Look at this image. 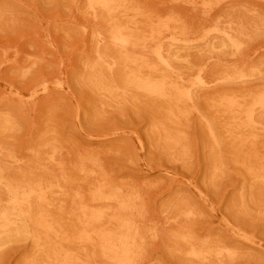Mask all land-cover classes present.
Returning a JSON list of instances; mask_svg holds the SVG:
<instances>
[{"label":"rangeland","instance_id":"obj_1","mask_svg":"<svg viewBox=\"0 0 264 264\" xmlns=\"http://www.w3.org/2000/svg\"><path fill=\"white\" fill-rule=\"evenodd\" d=\"M94 1L0 0V264H264V0Z\"/></svg>","mask_w":264,"mask_h":264},{"label":"bare ground","instance_id":"obj_2","mask_svg":"<svg viewBox=\"0 0 264 264\" xmlns=\"http://www.w3.org/2000/svg\"><path fill=\"white\" fill-rule=\"evenodd\" d=\"M95 1H96V0H95ZM95 1H94V2H95ZM112 1H113V0H112ZM115 1H116V0H115ZM118 1H119V0H118ZM90 2L93 3V1H90ZM105 2H107V0H105ZM109 2H110V1H109ZM120 2H121V1H120ZM110 3L113 5L112 2H110ZM122 3H123V0H122ZM89 4H90V3H89ZM105 4L107 5V4H109V3H105ZM118 4H119V3L116 4V2H115V5H118ZM125 4H128V2L125 3ZM125 4H124V6H126ZM98 5H99V4H98ZM98 5L96 4V7H98ZM103 5H104V4H103ZM103 5H102V7H103ZM112 5H111V7H112ZM94 6H95V5H94ZM107 6H110V5H107ZM113 6H114V5H113ZM118 6H119V5H118ZM92 7H93V6H92ZM96 7H95V8H96ZM100 7H101V6H100ZM100 7H99V8H100ZM121 7H122V5H120V9L122 10L123 7H122V8H121ZM90 8H91V7H90ZM106 8L108 9V7H106ZM114 8H115V7H114ZM114 8H113V9H114ZM131 8H132V7H131ZM131 8H130V9H131ZM92 9H94V7H93ZM104 9H105V8H104ZM104 9H103V10H104ZM113 9H112V10H113ZM123 9H124V8H123ZM95 10H96V9H95ZM95 10H94V11H95ZM98 10H99V9H98ZM100 10H101V8H100ZM100 10H99V11H100ZM117 10H118V9H117ZM125 10H126V8H125ZM127 10H128V8H127ZM131 10H132V9H131ZM131 10H129V13H130ZM105 11H106V10H105ZM109 11H111L110 8H109ZM114 11H115V10H114ZM132 11H133V10H132ZM111 12H112V11H111ZM118 12H119V11H118ZM121 12H123V11H121ZM126 12H127V11H126ZM126 12H125V15H126ZM104 13H105V12H104ZM106 13H107V12H106ZM108 13H109V12H108ZM94 14H95V13H94ZM111 14L113 15V13H111ZM115 14H116V13L114 12V15H115ZM103 15H104V14H103ZM112 15H111V16H110V15H107V17L110 16L111 19H112V18H113ZM116 15H118V13H117ZM122 15H123V14H122ZM129 15H130V14H129ZM104 16H106V15H104ZM126 16H127V15H126ZM102 17H103V16H102ZM114 17H115V16H114ZM116 17H117V16H116ZM128 17H130V16H128ZM103 18H104V17H103ZM118 18H119V17H118ZM118 18H117V19H118ZM124 18H125V17H124ZM105 19H106V18H105ZM105 19H104V21H105ZM115 19H116V18H115ZM125 19H126V18H125ZM112 20H113V19H112ZM112 20H110V21H112ZM127 20H128V19H127ZM107 21H109V18H108ZM107 21H105V22L107 23ZM115 21H116V20H115ZM115 21H114V22H115ZM118 21H119V20H118ZM123 21H124V20H123ZM129 21H130V20H129ZM172 21H173V20H172ZM114 22H113V23H114ZM175 22H176V21H175ZM111 23H112V22H111ZM116 23H117V21H116ZM119 23H120V22H119ZM172 23H174V22H172ZM103 24H104V23H103ZM117 24H118V23H117ZM133 24H134V23H133ZM133 24H132V25H133ZM179 24H180V23H179ZM115 25H116V24H114V26H115ZM161 25H162V24H161ZM166 25H167V24H166ZM180 25H182V24H180ZM109 26H110V24H109ZM111 26H112V24H111ZM158 26L161 27L160 24H159ZM163 26H165V25H163ZM121 27H122V25H121ZM127 27H129V25H128ZM137 27H138V26H137ZM159 27H158V28H159ZM114 28H115V27H114ZM114 28H113L112 30H114ZM116 28H117V26H116ZM123 28H124V27H123ZM132 28H133V27H132ZM132 28H131L130 32H132ZM151 28H152V27H151ZM153 28H154V27H153ZM156 28H157V26H156ZM158 28H157V29H158ZM120 29H122V28H120ZM137 29H138V28H137ZM154 29H155V28H154ZM161 29H162V28H161ZM115 30H117V29H115ZM152 30H153V29H152ZM122 31H123V29H122ZM122 31H121V32H122ZM124 31H127V29H125ZM124 31H123V32H124ZM111 32H113V31H111ZM133 32H134V31H133ZM141 32H142V31H141ZM162 32H163V31H162ZM139 33H140V31H139ZM230 33H231V32H230ZM122 34H123V33H122ZM162 34H163V33H162ZM224 34H225V32H224ZM231 34H232V33H231ZM126 35H127V34H126ZM129 35H130V34H129ZM133 35H135V33H133ZM133 35L131 34V38H130V39H132V36H133ZM225 35H226V34H225ZM111 36H112V35H111ZM121 36H122V35H121ZM123 36H124V34H123ZM148 36H149V35H148ZM153 36H155V35H153ZM159 36H161V35H159ZM226 36H228V35H226ZM226 36H225V37H226ZM229 36H231V35L229 34ZM107 37H108V36H107ZM116 37H117V36H116ZM116 37H115V38H116ZM145 37H146V34H145ZM149 37H150V36H149ZM103 38H104V37H103ZM113 38H114V36L112 37V39H113ZM128 38H129V37H128ZM151 38H152V37H151ZM153 38H154V37H153ZM153 38H152V39H153ZM155 38H157V36H156ZM161 38H162V37H161ZM231 38H232V37H231ZM107 39H108V38H107ZM130 39H127V38H122V39H121V37H120V40L118 39V42H116V43L119 44V45L117 44V45H118L117 47L121 46V47L124 48V49H128L132 44H134V43L131 44V40H130ZM137 39H138V38H137ZM137 39H136V40H137ZM104 40H106V39H104ZM108 40H111V38L109 37ZM114 40H115V39H114ZM133 40H134V39H133ZM148 40H149V39H148ZM157 40H158V38H157ZM228 40L230 41L229 37H228ZM234 40H235V39H234ZM111 41H112V40H111ZM140 41H141V40H140ZM140 41H139L138 44L141 43ZM145 41H147V40H145ZM150 41H151V40H150ZM150 41H149V42H150ZM152 41H153L152 43H154V40H152ZM160 41H161V39L158 41L159 44H160ZM232 41H233V39H232ZM232 41H231V42H232ZM104 42H106V41H104ZM108 42H109V41H108ZM149 42H148V43H149ZM109 43L111 44V42H109ZM135 43H136V42H135ZM142 43H143V42H142ZM142 43H141V44H142ZM146 43H147V42H146ZM146 43H145V44H146ZM148 43H147V44H148ZM104 44H105V43H104ZM112 44H113V42H112ZM233 44H234V43H233ZM233 44H232V45H233ZM235 44H237V43L235 42ZM238 44H239V43H238ZM105 45H106V44H105ZM113 45H114V44H113ZM135 45H137V44H135ZM135 45H134V46H135ZM152 45H153V44H152ZM152 45H150V46H152ZM154 45H155V44H154ZM156 45H158V44H156ZM132 46H133V45H132ZM137 46L140 47V45H137ZM137 46H136V47H137ZM145 46H146V45H145ZM235 46H236V45H235ZM235 46H234V47H235ZM109 47H110V46H109ZM109 47H107V48H109ZM115 47H116V46H115ZM117 47H116V48H117ZM136 47H134L133 49H135ZM157 47H158V46H157ZM224 47H225V45H224ZM236 47H239V45H237ZM236 47H235V49H236ZM119 48H120V47H119ZM119 48H118V49H119ZM141 48H142V46H141ZM146 48H147V47H145V51H146ZM149 48H150V47L148 46V51H149ZM152 48H153V47H152ZM152 48H150V49H152ZM162 48H163V47H162ZM240 48H241V45H240ZM110 49H111V47H110ZM143 49H144V47L142 48V51H143ZM155 49H157V48H155ZM155 49H152V51L155 50ZM224 49H227V47L224 48ZM232 49H234V48H232ZM237 49H238V48H237ZM111 50H113V49H111ZM111 50H109V52H111ZM120 50H121V48H120ZM157 50H158V49H157ZM157 50H155V51L157 52ZM103 51H104V50H103ZM114 51H115V50H114ZM148 51H146V52H148ZM155 51H153V52H155ZM236 51H237V50H236ZM239 51H240V49H239ZM104 52H105V51H104ZM106 52H107V49H106ZM128 52L133 53V52H131L130 50H128ZM153 52H152V53H153ZM158 52H160V51H158ZM220 52H221V51H220ZM119 53H120V52H119ZM134 53H135V52H134ZM160 53H161V52H160ZM103 54H104V53H103ZM122 54H125V53H122ZM135 54H136V53H135ZM135 54H134V55H135ZM134 55H132V57H133ZM99 56H100V55H99ZM111 56H112V54H111ZM136 56H137V55H136ZM136 56H135V57H136ZM150 56H151V55H150ZM121 57H124V56L121 55ZM129 57H130V56H129ZM142 57H143V56H142ZM159 57H160V55H159ZM163 58H164V55H163ZM123 59H124V58H122V60H123ZM158 59H159V58H158ZM160 59H161V58H160ZM173 59H174V58H173ZM106 60H108V59H106ZM162 60H164V59H162ZM123 61H124V60H123ZM143 61H144V60H143ZM147 61H149V60H146V63H147ZM160 61H161V60H160ZM168 61H169V60H168ZM168 61H167V62H168ZM170 61H171V59H170ZM115 62H116V61H115ZM161 62H164V63H165V61H161ZM101 63H102V62H101ZM116 63H117V62H116ZM116 63H115V64H116ZM127 63H128V60H127ZM150 63H151V62H150ZM150 63H149V64H150ZM168 63H169V62H168ZM188 63H189V62H188ZM165 64H166V63H165ZM217 64H218V63H217ZM189 65H190V64H189ZM100 66H101V65H100ZM107 66H108V64H107ZM126 66H128V65L126 64ZM130 66H131V65H130ZM137 66H138V65H137ZM142 66H143V65H142ZM156 66H157V65H156ZM160 66H161V64H160ZM164 66H165V65H164ZM167 66H169V65L167 64L166 67H167ZM170 66H171V64H170ZM204 66H205V65H204ZM102 67H103V66H102ZM115 67H116V66H115ZM124 67H125V65H124ZM133 67H134V65H133ZM161 67H163V66H161ZM205 67H206V66H205ZM110 68H111V67H110ZM168 68H171V67H168ZM168 68H167V69H168ZM130 69H131V68H130ZM139 69H140V68H139ZM157 69L159 70V67H158ZM160 69H161V68H160ZM112 70H113V69H112ZM174 70H175V68H174ZM94 71H95V70H94ZM140 71H141V70H140ZM202 71H203V70L201 69V70H200V73H201ZM204 71H205V69H204ZM204 71H203V72H204ZM206 71H207V69H206ZM111 72H112V71H111ZM133 72H134V71H133ZM177 73H179V72H177ZM91 74H92V73H91ZM100 74H102V73L100 72ZM135 74H136V73H135ZM202 74H203V73H202ZM143 75H144V74H143ZM174 75H175V74H174ZM174 75H173V76H174ZM198 75H199V74H198ZM221 75H222V74H221ZM221 75H220V76H221ZM223 75H224V74H223ZM98 76L100 77V75H98ZM175 76H176V75H175ZM201 76H202V75H201ZM225 76H226V75H225ZM146 78H148V77H146ZM152 78H153V77H152ZM184 78H185V76H184ZM195 78H196V77H195ZM198 78H200V77H198ZM198 78H197V79H198ZM201 78H202V77H201ZM220 78H221V77H220ZM222 78H223V77H222ZM96 80H97V79H96ZM187 80H188V79H187ZM198 80H199V79H198ZM219 80H220V79H218V82H219ZM97 81H98V80H97ZM204 81H206V80H204ZM204 81H203V82H204ZM221 81H222V80H221ZM182 82H183V81H182ZM190 82H191V81H190ZM200 82H201V79H200ZM200 82H199V83H200ZM203 82H201V83H203ZM93 83H94V81H93ZM201 83H200V84H201ZM191 84H192V83H190V85H191ZM194 84H195V83H194ZM198 85H199V84H198ZM206 85H207V84H206ZM195 86L197 87V85H195ZM183 87H185L184 84H183ZM191 87H192V86H191ZM198 87H199V86H198ZM127 88H128V87H127ZM193 88H195V87H193ZM188 89L190 90V88H188ZM188 89H186V90H188ZM182 90H183V89H182ZM184 90H185V89H184ZM99 91H100V90H99ZM145 91H146V90H145ZM147 92H148V91H146V94H147ZM187 93H188V92H187ZM148 94H149V92H148ZM190 94H191V91H190ZM154 95H155V94H154ZM235 95H238V94H235ZM252 95H253V94H252ZM150 96H151V95H150ZM150 96H149V97H150ZM165 96H166V95H165ZM168 96H169V94H168ZM181 96H182V94H181ZM187 96H189V95H187ZM254 96H255V94H254ZM257 96H258V95H257ZM152 97H153V95H152ZM152 97H151V98H152ZM190 97H191V96H190ZM181 98H182V97H181ZM186 98L188 99V97H186ZM242 98H243V96H242ZM153 99H154V98H153ZM162 99H163V98H162ZM191 99H192V98H191ZM177 103H178V102H177ZM179 103H181V102L179 101ZM188 103H189V102H188ZM245 103H246V102H245ZM261 103H262V102H261ZM234 105H235V104H234ZM243 106H244V105H243ZM167 107H168V105H167ZM213 110H215V109H213ZM174 111H175V110H174ZM259 113H260V112H259ZM235 114H236V113H235ZM219 115H220V114H219ZM221 115H222V113H221ZM226 115H227V114H226ZM260 117H261V116H260ZM178 118H179V117H178ZM262 119H263V118H262ZM155 126H156V125H155ZM234 126H235V125H234ZM161 127H162V126H161ZM161 127H160V128H161ZM163 127H164V126H163ZM158 129H159V128H158ZM163 129L165 130V128H163ZM156 130H157V129H156ZM158 131H159V130H158ZM162 131H163V130H162ZM164 134H165V133H164ZM164 136H167V134L164 135ZM6 149H7V148H6ZM40 165H41V164H40ZM39 167H40V166H39ZM41 168H42V167H41ZM59 169H61V168H59ZM1 170H2V169H1ZM63 170H64V169H63ZM63 170H62V171H63ZM3 171H5V170H3ZM9 171H10V169H9ZM12 171H13V170H11V172H12ZM34 171H35V170H34ZM34 171H33V172H34ZM38 171H39V170H38ZM44 171H45V170H44ZM7 172H8V169H7ZM30 172H32V171L30 170ZM39 172H40V171H39ZM39 172H38V173H39ZM13 173H14V171H13ZM15 173H17V172H15ZM59 173H61V171H59ZM3 174H4V173H3ZM6 174H7V173H6ZM8 174H9V172H8ZM20 174H21V173H20ZM34 174H35V173H34ZM49 174H50V173H49ZM52 174H53V173H52ZM52 174H51V175H52ZM4 175H5V174H4ZM4 175H3V176H4ZM26 175H27V174H26ZM26 175H25V177H26ZM1 176H2V175H1ZM6 176H7V175H6ZM31 176L34 177L35 175L32 174ZM36 176H38V175H36ZM62 176H63V178L65 177V172H64V175H62ZM8 177H9V175H8ZM10 177H11V175H10ZM17 177H19V176L17 175ZM20 177H21V176H20ZM25 177H24V178H25ZM1 178H2V177H1ZM50 178H51V176H50ZM69 178H70V177H69ZM12 179H14V178H12ZM15 179H16V178H15ZM31 179H32V178H31ZM66 179H67V176H66ZM3 180H4V177H3ZM33 180H34V178H33ZM12 181H13L14 183L18 182L17 180H12ZM24 181H25V179H24ZM67 181H68V180H67ZM67 181H66V182H67ZM13 182H12V183H13ZM22 182H23V178H22ZM31 182H32V181H31ZM34 182H35V181H34ZM46 182H47V181H46ZM46 182H45V183H46ZM66 182H65V183H66ZM68 182H69V181H68ZM42 183H43V182H42ZM25 184H26V183H25ZM27 184H29V183L27 182ZM3 185H4V183H3ZM31 185H33V184H31ZM46 185H47V184H46ZM66 185H67V184H66ZM14 186H15V185H14ZM19 186H21V185H19ZM22 186H23V185H22ZM17 187H18V186H17ZM35 187H36V186H35ZM43 187H44V186H43ZM252 191H253V190H252ZM31 192H32V191H31ZM35 192H36V191H35ZM49 192H50V191H49ZM51 192H53V191H51ZM102 192H103V191H102ZM32 193H33V192H32ZM104 193H105V192H104ZM33 194H34V193H33ZM40 194H41V193H40ZM40 194H39V195H40ZM99 194H100V193H99ZM101 194H102V193H101ZM37 195H38V194H37ZM42 195H43V194H42ZM47 195H48V193H47ZM8 196H9V194H8ZM8 196H7V198H8ZM96 196H97V195H96ZM103 196H104V195H103ZM110 196L113 197V195H110ZM2 197H3V195H2ZM101 197H102V196H101ZM0 198H1V197H0ZM10 198H12V197H10ZM29 198H30V197H29ZM34 198H35V197L33 196V199H34ZM36 198H37V197H36ZM41 198H42V197H41ZM41 198H39V199H41ZM94 198H96V197H94ZM103 198H104V197H103ZM39 199H38V201H39ZM49 199H50V198H49ZM97 199H98V198H97ZM99 199H100V198H99ZM1 200H2V198H1ZM4 200H5V199H4ZM15 200H17V199H15ZM47 200H48V199H47ZM47 200H46V201H47ZM27 201H30V199L27 200ZM33 201L35 202V200H33ZM48 201H49V200H48ZM9 202H11V201H9ZM30 202H31V201H30ZM36 202H37V201H36ZM40 202H41V201H40ZM13 203H15V202H13ZM13 203H12V204H13ZM37 203H38V202H37ZM43 203H44V202H42L41 204H43ZM48 203H49V202H48ZM0 204H1V202H0ZM32 204H33V202H32ZM7 205H8V204H7ZM9 205H10V204H9ZM9 205H8V207H9ZM18 205H19V204H18ZM34 205H36V204H34ZM53 205H55V204H53ZM29 206H30V205H29ZM29 206H28V207H29ZM26 207H27V205H26ZM43 207H44L43 209H45V206H43ZM49 208H50V207H49ZM52 208H53V207H52ZM82 208H83V207H82ZM21 209H22V208H21ZM28 209H29V208H28ZM53 209H54V208H53ZM55 209H56V208H55ZM23 210H24V209H23ZM34 210H35V208H34ZM49 210H50V209H49ZM81 210H82V209H81ZM85 210H86V209H85ZM83 211H84V210H83ZM83 211H82V213H83ZM7 212H8V211H7ZM15 212H17V211H15ZM25 212H26V211H25ZM31 212H32V211H31ZM87 212H88V210H87ZM89 212H90V211H89ZM89 212H88L87 214H88V215H91V214H89ZM27 213H28V212H27ZM48 213H49V212H48ZM61 213H62V212H61ZM61 213H60V214H61ZM80 213H81V212H80ZM85 213H86V212L84 211V213H83L84 216H86ZM2 214H3V213H2ZM2 214H1V215H2ZM5 214H6V213H5ZM7 214H8V213H7ZM9 214H10V208H9ZM12 214H13V213H12ZM19 214H20V213H19ZM19 214H18V215H19ZM29 214H30V213H29ZM42 214H43V213H42ZM49 214H50V213H49ZM49 214H48V215H49ZM62 214H63V213H62ZM92 214H93V213H92ZM96 214H97V213H96ZM18 215H17V216H18ZM88 215H87V216H88ZM24 216H25V215H24ZM26 216H27V215H26ZM30 216H32V215H30ZM44 216H45V214H44ZM80 216H81V215H80ZM93 216H94V214H93ZM93 216H92V218H95V216H94V217H93ZM103 216H104V214H103ZM8 217H9V216H8ZM60 217H62V215H61ZM60 217H59V218H60ZM96 217L98 218V214H97ZM43 218H44V217H43ZM85 218H89V217H85ZM92 218H91V221H92ZM101 218H102V217H101ZM20 219H22V218H20ZM20 219H19V220H20ZM25 219H26V217H25ZM28 219H29V218H28ZM83 219H84V218H82V220H83ZM89 219H90V218H89ZM98 219H99V218H98ZM98 219H97V220H98ZM117 219H118V218H117ZM47 220H48V219H47ZM58 220H59V219H58ZM84 220H85V219H84ZM84 220H83V221H84ZM97 220H96V221H97ZM100 220H101V219H100ZM115 220H116V219H115ZM32 221H33V220H32ZM32 221H31V223H32ZM85 221H86V220H85ZM94 221H95V219H94ZM98 221H99V220H98ZM101 221H102L101 223H103V219H102ZM3 222H4V221H3ZM13 222H15V221H13ZM16 222H17V221H16ZM19 223H20V222H19ZM23 223H24V222H23ZM60 223H61V222H60ZM90 223H91V222H90ZM112 223H114V222H112ZM9 224H10V223H9ZM11 224H12V223H11ZM21 224H22V222H21ZM48 224H49V223H48ZM87 224H89V223H87ZM91 224H94V222L91 223ZM95 224H97V225L100 224V221H99L98 223L96 222ZM81 225H82V224H81ZM83 225H84V224H83ZM97 225H96V226H97ZM102 225H103V224H102ZM61 226H62V225H61ZM92 226H94V225H92ZM129 226H130V225H129ZM4 227H6V226H4ZM10 227H12V226H10ZM26 227H27V225H26ZM53 227H54V226H53ZM51 228H52V227H51ZM62 228H63V227H62ZM5 229H6V228H5ZM56 229H58V228H56ZM59 229H60V228H59ZM131 229L133 230V228H131ZM8 230H9V229H8ZM19 230H20V229H19ZM61 230H62V229H61ZM9 231H10V230H9ZM21 231H22V230H21ZM51 231H52V230H51ZM51 231H49V232L51 233ZM66 232H67V231H66ZM34 233H35V232H34ZM53 233H54V232H53ZM53 233H51V234H53ZM125 233H126V232H125ZM20 234H21V232H20ZM55 234H56V233H55ZM122 234H123V233H122ZM35 235H36V234H35ZM67 235H68V234H67ZM68 236H69V235H68ZM121 236H122V235H121ZM127 236H128V235H127ZM35 237H36V236H35ZM57 237H58V236H57ZM105 237H106V236H105ZM112 237H113V236H112ZM136 237H137V236H136ZM63 238H64V237H63ZM127 238H128V237H127ZM104 239H106V238H103V241H104ZM59 240H60V239H59ZM106 240H107V239H106ZM109 240H110V237H109ZM112 240H113V239H112ZM112 240H111V241H112ZM114 240H115V237H114ZM116 240H117V239H116ZM74 241H75V240H74ZM33 242H34V241H33ZM50 242H51V240H50ZM53 242H54V241H53ZM67 242H68V241H67ZM69 242H70V241H69ZM106 242H107V241H106ZM120 242H121V241H120ZM125 242H126V241H125ZM34 243L36 244V240H35ZM114 243H115V241H114ZM39 244H40V243H39ZM52 244H53V243H52ZM61 244H62V243H61ZM63 244H64V243H63ZM117 244H118V242H117ZM117 244H116V245H117ZM122 244H123V243H122ZM129 244H130V243H129ZM37 245H38V243H37ZM109 245H110V243H109ZM109 245H108V247H109ZM124 245H125V243H124ZM48 246H50V245L48 244ZM120 246H121V245H120ZM129 246H130V245H129ZM108 247H107V248H108ZM114 247H115V246H114ZM131 247H132V246H131ZM131 247H130V248H131ZM116 248H117V247H116ZM44 249H45V248H44ZM118 249H119V248H118ZM122 249L125 250V247H123ZM126 249H127V248H126ZM131 249H132V248H131ZM129 250H130V249H128V251H129ZM116 251H117V250H116ZM44 252H45V251H44ZM119 252H120V251H119ZM122 252H123V251H122ZM41 253H42V252H41ZM54 253H55V252H54ZM44 254H45V253H44ZM120 254H121V253H120ZM48 255L50 256V254H48ZM43 257H44V256H43ZM44 258H45V257H44ZM44 258H43V259H44ZM50 258H51V256H50ZM60 258H61V257H60ZM50 260H51V259H50ZM133 260H134V259H133ZM60 261H61V259H60ZM67 261H69V260H67ZM56 262H57V261H56ZM51 263H52V262H51ZM72 263H73V261H72ZM67 264H69V263H67Z\"/></svg>","mask_w":264,"mask_h":264}]
</instances>
